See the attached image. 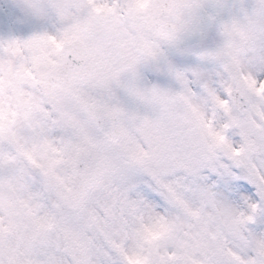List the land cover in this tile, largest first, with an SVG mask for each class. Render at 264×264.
I'll list each match as a JSON object with an SVG mask.
<instances>
[{
  "label": "clouds",
  "instance_id": "1",
  "mask_svg": "<svg viewBox=\"0 0 264 264\" xmlns=\"http://www.w3.org/2000/svg\"><path fill=\"white\" fill-rule=\"evenodd\" d=\"M118 2L115 20L89 22L59 50L26 49L0 76V157L8 158L0 163V222L12 225L0 233V250L15 251L18 264L37 218L62 222L70 202L83 203L81 230H91L94 211L110 243L144 264L171 253L175 264L185 253L219 256L243 208L224 185L213 188L190 170L249 160L253 145L232 118L243 74L255 73L253 61L264 55V26L208 25L215 0H144L135 16L127 11L134 0ZM74 23L53 17L47 26L72 35ZM162 173L184 177L180 198L198 217L175 202L147 209L124 201L127 185ZM114 264H125L118 253Z\"/></svg>",
  "mask_w": 264,
  "mask_h": 264
},
{
  "label": "snow or ice",
  "instance_id": "2",
  "mask_svg": "<svg viewBox=\"0 0 264 264\" xmlns=\"http://www.w3.org/2000/svg\"><path fill=\"white\" fill-rule=\"evenodd\" d=\"M145 7L144 0H134L127 11L135 16ZM214 8L216 11L206 18L208 25L220 24L225 31L240 30L241 21L249 26H264V0H215ZM77 12L86 13V19L77 17ZM121 12L118 0H12L11 11L0 17V76L4 67L12 66L13 58L24 50L42 44L59 50L77 32L87 31L89 22L108 17L115 20ZM53 17L60 21L75 19L72 35L67 29L60 33L50 29L47 23ZM253 66L255 73L242 76L244 87L237 94V111L232 118L233 124L244 129L241 132L244 139L253 145L249 160L219 166L209 161L201 169L190 170L194 177L210 180L213 188L224 185L242 202L243 208L235 215L231 236L224 242L219 256L206 251L196 258L185 253L181 264H264V143L261 142L264 141V78L260 75L264 73V55H258ZM232 91L226 87L227 93ZM214 99L228 110V101ZM216 135L223 139L219 132ZM0 163L7 164L8 158L0 157ZM165 177L167 173L155 181L131 183L121 195L126 203L147 209L159 207L161 201L175 202L189 216L198 217L199 210L190 208L180 198L185 188L184 177L174 180ZM208 195L207 188L201 189L202 197ZM84 211L82 202H70L62 222L52 216L38 217L34 233L25 239L27 251L19 264H114L117 253L125 264H144L141 255H129L119 244L110 243L108 230L94 211L87 210L91 230H81ZM57 223L59 231L53 233L51 230ZM11 228V223L0 222V233ZM176 260L175 253L161 255L159 264H175ZM0 264H18L17 253L0 250Z\"/></svg>",
  "mask_w": 264,
  "mask_h": 264
},
{
  "label": "rangeland",
  "instance_id": "3",
  "mask_svg": "<svg viewBox=\"0 0 264 264\" xmlns=\"http://www.w3.org/2000/svg\"><path fill=\"white\" fill-rule=\"evenodd\" d=\"M12 0H0V17L11 11Z\"/></svg>",
  "mask_w": 264,
  "mask_h": 264
}]
</instances>
